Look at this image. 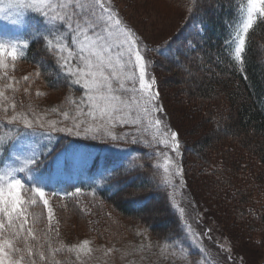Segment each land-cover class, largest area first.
Returning a JSON list of instances; mask_svg holds the SVG:
<instances>
[{"label":"snow or ice","instance_id":"obj_1","mask_svg":"<svg viewBox=\"0 0 264 264\" xmlns=\"http://www.w3.org/2000/svg\"><path fill=\"white\" fill-rule=\"evenodd\" d=\"M8 7L21 9L12 14L0 15V19L7 20L16 28L24 26V10H31L40 15L48 28L44 33L33 32L31 39H43L47 48L55 56L56 63L69 87L80 90V99L76 105V118L63 112L64 121H71L58 126L52 120L47 124L39 117L29 118L24 112L17 111V104L5 95V89L15 92L14 77L9 76L10 63L24 55L29 48V41L10 39L0 41V117L14 128V135L6 140H0V153L5 154L7 165L0 170V264H38L47 259L39 244L36 228L41 217L30 209L42 202L46 210V227L41 230L42 237L47 239L51 233L59 235V221L55 219V212L46 198L45 185L71 167L95 161L97 156L88 151L90 145L80 143H66L54 155L50 146L54 133H63L68 137H77L85 141H99L109 148H120L121 145H143L153 147L162 145L173 155H166L163 171L168 174L170 165L175 169L172 175L178 176L182 182L184 172L182 165L181 142L178 131L170 124H165L167 112L160 102V91L155 76L149 77L148 68L152 63L142 49H146V41L137 32L128 27L120 18L112 5V0H10ZM189 8L188 12L191 13ZM5 9L0 8V14ZM264 18V0H247L246 14L236 25L232 56L236 62L243 63L242 53L245 51L246 37L250 29L257 22V18ZM61 26L66 29L61 30ZM187 44V42H185ZM172 42L153 49L159 55L171 51ZM40 73L37 72L38 76ZM25 81L29 80L24 76ZM27 92L28 89L25 88ZM37 95H40L37 92ZM11 110V115L9 111ZM80 117H85L81 119ZM22 125V128L19 127ZM164 125L162 128L161 126ZM127 128L129 131L120 135L116 129ZM152 130L151 139L143 138V134ZM29 137H41L49 143L43 150L37 151L32 146L25 154V141ZM126 159L134 152L143 151V147L134 149L121 148ZM43 157V159H41ZM51 160L54 165L52 172L45 176L41 173L43 164ZM123 165L114 166L99 173L101 181L119 192H126L131 181L118 180L121 175H128ZM116 181V183H113ZM165 184L170 183L165 179ZM159 187V185H157ZM102 187L98 183L97 188ZM81 189L68 193L52 191L53 196H78ZM134 197L135 192L131 193ZM134 204L143 201L132 199ZM183 213L184 209L180 208ZM187 235L172 236L167 239L174 244H185L193 239L199 250L193 253L198 256L203 245L196 233L190 231ZM182 237V238H181ZM32 241H37L34 245ZM90 241L84 239L82 243L68 249L76 253L77 261L81 255L88 256L93 252ZM191 247V245H189ZM51 249V244H49ZM56 249L51 251L52 264H60L55 260ZM111 251V249H109ZM230 258V257H229ZM186 264H201L198 259L184 257Z\"/></svg>","mask_w":264,"mask_h":264},{"label":"rangeland","instance_id":"obj_2","mask_svg":"<svg viewBox=\"0 0 264 264\" xmlns=\"http://www.w3.org/2000/svg\"><path fill=\"white\" fill-rule=\"evenodd\" d=\"M222 1L224 0H112L113 7H115L124 23L146 41V49H142V51L152 61L148 68L149 77L154 75L161 81L163 98L172 116L173 125L180 131L183 140L189 146L191 155L187 163L188 171L192 187L200 204L199 218L203 221L202 227L194 219V210L190 206L191 204L183 201L173 191L171 173L166 174L163 171V167H161L166 157V155L161 153L158 157H155L154 165L156 168L155 173L159 178L157 185L163 192V197L154 198L152 203H150L151 205L147 202L146 204L147 206L149 204V207H145L146 209L140 217L147 218L149 216L151 218L149 226H153L154 229L161 227L168 230L164 229L161 234L159 233L160 235H156L153 231L145 230L144 227L137 224L136 220L123 219L115 210L111 211L104 207H99V203L105 206L107 204L98 203V201L90 198L75 199L73 210L68 211L69 216H66L62 212V209L65 208L63 203L65 196L46 195L55 212L53 225L55 226V222L59 221V235L51 233L47 239L43 238L42 235H37L39 244L44 245V242L46 243L47 240H50L49 244L55 249L57 243L66 241L65 231H62V229L64 230V223L61 221L65 217L72 218V220L68 219L67 221L73 224L74 230L80 231L68 242L70 247L82 243L84 239H88L91 242L90 246L93 248V252L88 256L81 255L86 262L91 264H186L185 255L188 256V259H198L201 264H264V229H260L259 226L247 225L246 223L248 222L242 223L243 220L238 217L237 212V204L242 198L240 192H245L247 191L246 189L249 191V183L251 182L250 188H253V184H255L257 192H253L249 199L246 200L245 208L248 215L252 217L261 219L264 216V185L259 182L261 174L259 171H263L259 169L258 161L256 160V162L252 156L243 151V160L240 161L237 171L232 168L231 163L227 161L225 153L221 152V150L211 153L208 157H197L199 156V152L196 150L197 141L210 135L209 132L216 126L214 119L218 117L220 119V117L227 115L229 110L228 102H224L223 109H218V114L214 115L213 119L210 116L211 114L208 113L209 111L189 97L188 93L192 89L193 84L186 72L187 64L185 63L190 60L188 64L200 67L205 63L201 52L195 57L191 56V59L185 56L184 61L179 58L178 64L176 62H167L153 53V49L161 48V46L168 44L173 39H177L172 47L176 51L178 47L182 56L187 54L185 48L178 46L181 41L182 29L189 23L192 25L204 20L208 17V13L213 15L214 12L219 11L218 5ZM54 2H58V0H54ZM9 3L10 0H0V8L5 9V12L0 15L12 14L15 16L16 12L21 11V9H10L8 7ZM189 8L192 9L191 13L188 12ZM23 19L25 23L20 28L14 27L5 19H0V41L10 39L25 40V33L32 27V24L38 25L44 21L40 15L33 13L31 10H24ZM180 32L181 35H179ZM188 46L193 48L192 44H188ZM40 61L34 66V69L39 68L49 74H52V71L62 74L59 67L47 65L45 58ZM169 65L172 66L170 71L167 67ZM27 66L29 67V64ZM16 74L17 72L13 71L9 76L13 77ZM201 75H211L209 65L205 69L194 73L192 76L194 77L193 81H195V78H201ZM13 86L17 89L15 92L11 89L6 90L12 91L16 98H28L36 95L38 83L35 82L31 86L23 84L21 79H19V81L14 80ZM25 88L28 89L27 92ZM66 92L64 90L62 93L65 99L64 94ZM12 99L15 101L14 97ZM79 99L80 96L75 100L78 102ZM223 99L224 101L226 100L224 96ZM16 102L20 105L17 107L18 112L26 113L29 118L38 116V112L28 103L21 104L19 101ZM53 105L48 106L51 107ZM48 106L46 107L49 108ZM74 107L76 105L72 103L71 108ZM51 111L55 116V111ZM9 112L11 113V110ZM46 112L50 115V109L46 110ZM65 112L72 118L77 116L76 110L74 114L70 113L69 108ZM214 112L216 113V111ZM62 113H59V117H61L63 123H66ZM0 114L3 113L0 112ZM50 117L52 116L50 115ZM50 117H47L45 124L53 120ZM80 118L83 119L85 117ZM211 123L212 126H210ZM125 129L117 128L116 131L123 135L121 133ZM147 133L152 135V130L147 131ZM48 143L41 137H29L25 141V154L31 151L32 146H35L36 150L40 151ZM65 144H62L61 148ZM225 144L231 145L228 146V149H231L233 154L238 150L240 151L239 148L241 147L234 142V139L231 140L227 137ZM59 150L54 149V151ZM88 151L93 150L89 148ZM93 154L95 155V153ZM149 161L151 163L152 159ZM7 163L5 154L0 153V170ZM92 163L93 161L90 160L87 164L71 167L68 171L47 183L45 191L54 190L57 193H64L66 186L72 185L81 179L89 180ZM146 164H148V160H143L140 163L139 170H135L136 173H140ZM53 167L44 172L41 171V173L47 176L52 172ZM236 175L238 180H241L240 189L234 186L222 188L218 184L220 180L229 181ZM143 179L149 182L148 179L142 176L136 178L137 181H144ZM165 179L169 180L170 183L165 184ZM248 181L249 183L246 184ZM149 183L153 184L152 182ZM152 192L154 191L148 189L146 194L148 195ZM46 193L48 192L46 191ZM124 193L121 192L117 197L123 196ZM145 196L143 192H136L133 198L143 201ZM37 200L39 201V198ZM132 205L135 207L139 206L142 209L139 204L133 203ZM180 208L184 209L183 213L180 212ZM155 209L159 211L155 212ZM40 210L44 211V221L41 225L39 222L36 230L46 227V210L42 202L37 203L30 209L33 212ZM170 216L175 218V224ZM176 225L177 228L175 227ZM189 225L191 226L190 231L197 234L200 243L203 245V250L195 257L193 253H196L200 246L193 239H189L183 245H180L178 241L174 244L167 239L172 236H181V234L187 235L189 233ZM97 233L99 234L97 235ZM63 236L64 238L62 239ZM69 253L76 256L75 252ZM45 255L47 257L45 261H52L51 252ZM61 264L73 263L71 260L64 259Z\"/></svg>","mask_w":264,"mask_h":264},{"label":"trees","instance_id":"obj_3","mask_svg":"<svg viewBox=\"0 0 264 264\" xmlns=\"http://www.w3.org/2000/svg\"><path fill=\"white\" fill-rule=\"evenodd\" d=\"M218 6L219 11L214 12L213 15L208 13V17H206L204 20H200V22L192 25L189 23L182 29L181 41L178 46L185 48L187 50V54L182 56L178 47L177 51L171 47V51L166 52L165 55H159L155 51L153 53L158 58L162 57V59L166 60L167 62H176L178 64L179 58H182V61H184L185 56L189 58L191 56L195 57L201 52L203 61H205V63H203L200 67L194 66L193 64L190 65V63L188 64L190 60L185 63L187 64L186 72L189 75V78H191L193 84L188 95L197 104H201L207 111H209L208 113L211 114L210 116L213 117V119L214 115L218 114L217 110L223 109L224 102L226 101L228 102L227 104L229 110L227 115H224V117H220V119L219 117L214 119L216 125L213 129L214 131L211 130L209 132V136L197 141L196 150L199 152V156L196 154L194 155L199 158L208 157V155L211 153H216L217 150H221V152L225 153V156L228 159L227 161L231 163L232 168L238 171L240 161L243 160V151H245V153L252 156L255 161H258L256 162L259 163V169H262L263 171H259V173H261L259 176V182L263 183L264 185V18L258 17L256 24L252 29L249 30L246 37L245 51L242 53L243 63H239L236 62L232 56V41L234 39L233 33L236 30V25L246 14L247 0H224L220 2ZM47 28L48 25L45 21L39 23L38 25L35 23L32 24V27L25 34L27 40L29 41V48L25 49L24 55L19 57L17 61L14 62L15 66L13 67L10 63L9 69L7 70L9 74L13 71H16L17 74L13 77L17 81L21 79L23 84L32 86L33 83L37 82L38 86H36V95L28 98H16V95L12 93V91H8L6 89L5 95L9 96L10 98L14 97L17 107L20 105L16 101H19L21 104H24L25 102L28 103L38 112V116L35 117L41 116L39 118L42 122L47 121V117H50L51 115L52 117L50 118L57 121L58 126H62L64 123L61 117H59V113L65 112L69 108L70 113L74 114L76 107L71 108V105L73 100L77 99L81 93H79L80 90L78 88L69 87L62 74L53 71L52 74H49L48 72L45 73V71L40 70L39 68L34 69V66L41 62L40 60L42 58H45L47 65H54L55 67H58L55 56L48 50L46 42H44L42 38L39 40L31 39V34L33 32L44 33L46 32ZM61 30L65 31L66 29L61 26ZM181 32L179 35H181ZM175 41H177V39H173L171 41L172 46L174 45ZM185 42H187V44ZM188 44H192L193 48L189 47ZM28 64L29 67L27 66ZM208 65L211 68V75H201V78H195V81H193V74L197 73L201 69H205V67ZM167 67L170 71L172 66L169 65ZM54 69L56 70V68ZM3 71V69H0V76L3 75ZM37 72L40 73L38 76L36 75ZM24 76H28L29 80L25 81L23 79ZM155 79L160 91V102L167 112L165 124H170L173 130L178 131L181 142V162L183 165V178L186 181V183L184 182L186 188L182 187L177 176L171 174L172 185L174 188L173 191L183 201L191 204L190 206L194 210V219L196 220L197 213L200 212V204L196 198L195 190L192 187L191 178L188 171L187 163L191 155L189 152V146L183 140L180 131L174 127L172 116L168 111L167 104L163 98L161 81L158 77H155ZM0 83H3V81H0ZM64 90L67 91L64 94L66 99L62 95ZM37 92H39L40 95H37ZM223 96L226 99L225 101ZM51 104L54 105L49 107L48 105ZM49 109L50 115H48L46 112V110ZM51 110L55 111V116ZM213 111H216V113H213ZM3 115L4 114H0V117ZM9 115H11L10 112ZM70 122L66 121V123ZM210 126H212V123ZM15 127L17 126L7 125L5 121L0 120V140H6L9 135H14ZM19 127L22 128V125ZM161 127L163 128L164 125ZM126 131H129V129L126 128L121 134H124ZM227 137L231 140L234 139V142L239 144L241 147L239 148L240 151L238 150L233 154L231 149H228V146L231 145L225 144ZM143 138L150 140L151 135L145 132L143 134ZM68 142L90 145L89 148L93 150L91 152L95 153L97 159L91 164V181L82 179L72 185L66 186L65 192L68 193L75 191L76 188L81 189L78 196H65L63 199L65 208L62 209V212L66 214V216H69L68 211L73 210L75 199L90 198L98 201V203L101 202L107 204V206H105L99 203V207H104L111 211L115 210L123 219L136 220L137 224H139L141 227H144L145 230L150 232L153 231V233H156V235H160L161 231L166 229H162L161 227L154 229L153 226H149V221H151V218H149V216H147V218H141L140 215H142V212L149 207V204L152 203L154 198H158L159 196L161 198L163 197V192L161 191L160 187L157 186L159 178L155 173L156 168L154 162L155 157H158L161 153L164 155L174 156V154L170 153L169 149L164 148L159 144L154 145L153 147L129 144L126 146L121 145L120 148H109L102 145L99 141H85L77 137H68L63 133H54L50 146L58 150L61 149L62 144ZM138 146L143 147V151L134 152L126 159L123 157L120 150L121 148H127L130 150L137 148ZM55 152L56 151H53L50 153V155H53ZM41 159H43V157H41ZM151 159L152 162L150 163L149 160ZM143 160H148V164L144 166V169L140 171V173H136L135 170H139L140 163ZM121 164L123 165V168L128 170L129 174L119 176L118 180H128L132 183L131 186L128 187L127 192L121 196L122 198H118L117 196L121 192H119L116 188H113L111 191H109V185L100 180L99 173L105 172L111 167L120 166ZM52 167L53 164L50 160L49 163L43 164L41 171L44 172ZM174 171V168L170 165V173ZM141 176L148 179L149 182H152L153 184H150L144 179V181H137L136 178H140ZM98 183L102 184V187L97 188ZM113 183H116V181H113ZM247 183H249V181L246 182V184ZM250 183L249 185L251 187ZM218 184H220L222 188H227L228 186H234L237 189L241 188V180H238L237 175L229 181L220 180ZM250 187L249 191L246 189L247 191L240 192L242 198L237 204L238 217L243 220L242 223L248 222L246 223L247 225L253 227L259 226L260 229H264V216L261 219L252 217L248 215L245 208L246 200L249 199L253 192H257L255 189V184H253V188ZM148 189L154 192L147 195L146 193ZM46 191L49 193L48 196H52L50 193L54 190ZM133 192H143L144 195H146L144 200L142 199L143 203L139 204L141 205L142 209H140L139 206L135 207L132 205L133 203L130 202L133 199V196L131 195ZM147 202H149L148 206L146 204ZM39 203L40 202L38 201V204ZM156 211L157 209H155V212ZM35 212L41 217V225L44 221V211L40 210ZM68 219L69 218L65 217L61 219L62 223H64V230L62 229V231H65L66 241L57 243L55 245V249H53L52 246L51 249H49L50 240H47L46 243L44 242V247L41 249V251H44L45 254H47L51 251L59 249V251H56L55 260L60 261V264L64 259L71 260L73 264H91L86 262L85 258L82 256L80 257V260L77 261L76 256L68 252V249L71 248L68 242L80 232L78 230H74L73 224L67 221ZM69 220H72V218ZM171 220L174 224L176 223L174 217H171ZM202 224L203 221L198 223V225L201 227ZM147 226H149V229L146 228ZM175 227L177 228V225ZM41 230L43 229L36 230L37 235H42ZM98 234L99 233H97V235ZM63 238L64 236L62 239ZM163 240L166 241L164 238ZM32 243L37 245V241H32ZM37 261L38 264H52V261H39L38 257Z\"/></svg>","mask_w":264,"mask_h":264}]
</instances>
